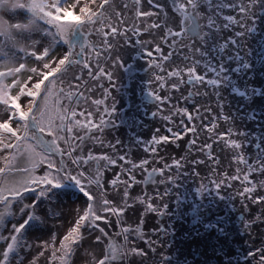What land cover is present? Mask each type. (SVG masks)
<instances>
[{"label": "snow or ice", "instance_id": "obj_1", "mask_svg": "<svg viewBox=\"0 0 264 264\" xmlns=\"http://www.w3.org/2000/svg\"><path fill=\"white\" fill-rule=\"evenodd\" d=\"M258 2L0 0V264H145L164 234L145 230L148 215H165L173 189L197 179L198 193L238 201L247 264H264V146L233 127L217 91L220 53L255 29ZM128 49L148 58L151 115L163 122L132 144L107 133ZM98 88L96 119L82 121L77 107Z\"/></svg>", "mask_w": 264, "mask_h": 264}, {"label": "bare ground", "instance_id": "obj_2", "mask_svg": "<svg viewBox=\"0 0 264 264\" xmlns=\"http://www.w3.org/2000/svg\"><path fill=\"white\" fill-rule=\"evenodd\" d=\"M263 10L264 12V0H259L257 4V9ZM260 11L257 10V17L255 23V29L253 33H249L246 37L242 40V46L238 45L241 49V60L236 61L235 57L232 58L234 61L233 64L229 61L227 62V58L222 60L224 67H225V74L228 77L226 81L222 84L228 85L227 87L220 86L217 91L219 92V99L224 105L225 112L231 117L232 121L239 122L241 127L235 129L240 131L239 129L242 128L240 132L245 134V138L249 141L256 143L255 141H260L264 138V85L262 83V87H258L261 82L264 80V24L261 19L264 18V13H259ZM261 18V19H260ZM260 19V20H257ZM263 24V25H262ZM255 36V37H253ZM232 48V47H231ZM228 48V52L231 49ZM223 52V51H222ZM220 53V55L222 54ZM225 53V52H224ZM227 53V52H226ZM257 59H261L258 61L254 59L256 62H261V67H254L252 69L251 62L254 61L253 57L255 54ZM223 57V56H221ZM252 60H251V59ZM148 58L145 57L144 59H140L137 57L136 52L132 49H128L123 53V63L125 65L124 70H117L116 71V81H117V88L112 90L113 100L115 102L119 101L118 107H115L114 120L117 122L114 133H108L110 137L118 138L124 144H132L136 138L143 137L145 140L150 139L151 133L153 132L151 128L158 127L156 125L157 122L160 124L161 121L157 118V121L153 119L151 113L154 110L152 106V101L150 97L147 95V81L149 80V72L146 69ZM254 61V62H255ZM242 63H247L250 67L243 68L241 67ZM95 64H93V67ZM234 69H239L235 71ZM111 70V69H110ZM251 70V71H250ZM166 75V72H165ZM244 75L247 76L245 78ZM260 79L258 80L257 77ZM256 78V79H255ZM263 79V80H261ZM100 83H103L106 87L108 85V81L106 78L102 79ZM249 89L247 91L246 89ZM170 88L166 87L164 90H160L162 95H171L174 97H181L180 92L172 93L167 90ZM103 90V89H102ZM102 90L97 89L92 93V97H103ZM245 93V95H240L239 93ZM183 95H187V89H182ZM87 94V93H86ZM91 100V99H90ZM90 100L87 103L82 102L81 106L77 107V111L83 112L84 115L79 117L82 121L85 120L87 113L89 112L86 108H90ZM175 100V99H174ZM176 102L172 104L182 107H188L190 110L192 108L191 104H184L182 101ZM204 102V101H202ZM111 103V100L108 101ZM87 104V107H86ZM85 105V107H83ZM92 105V104H91ZM81 109V110H80ZM121 109V110H120ZM165 114H167V110L165 109ZM242 116V118H241ZM177 120L180 119L179 116L176 117ZM86 122V121H85ZM233 123V122H232ZM163 126V122H161ZM140 155H146L140 150ZM150 191V190H149ZM135 192L138 194L141 192V187H137ZM141 207V206H138ZM142 210V207H141ZM169 211V210H168ZM229 215H231L229 213ZM139 218L130 221L133 225L139 224ZM138 221V222H137ZM157 222L159 220L156 219ZM237 221V220H236ZM240 221V220H239ZM237 221L233 224H241V222ZM175 226L177 229L181 230L182 233L185 234L190 231H194L195 229L187 228L186 226L179 222V219L175 220ZM157 226L154 229H159L158 226L160 224H156ZM146 228L148 227V221L144 225ZM240 226V225H239ZM144 227V228H145ZM158 231V230H157ZM187 231V232H186ZM158 233V232H157ZM183 236V238H184ZM195 239V238H194ZM193 241V240H192ZM184 242L185 243V250L191 248V243L188 239H184V241H180L177 243ZM169 243H165V246H160L164 250L167 248ZM178 250V249H177ZM184 250L180 252H183ZM158 254V253H157ZM179 258L180 256L177 255ZM152 255L149 256L145 260V264H152Z\"/></svg>", "mask_w": 264, "mask_h": 264}, {"label": "rangeland", "instance_id": "obj_3", "mask_svg": "<svg viewBox=\"0 0 264 264\" xmlns=\"http://www.w3.org/2000/svg\"><path fill=\"white\" fill-rule=\"evenodd\" d=\"M257 10L264 13L263 10L261 11V8ZM261 20L264 24V18ZM251 33H253V31ZM255 34L256 33H253L252 35ZM229 47L231 48V46ZM228 48L223 51L220 56L227 58V62L232 61L231 63L233 64L234 61L232 58L235 57L237 52L239 54L242 51L238 46L236 49L231 48L229 52ZM257 54L258 53L253 57V60L259 59L256 57ZM254 61L251 62L252 69L257 66L261 67V62ZM258 61H261V59ZM244 76L246 78L248 75ZM248 77L250 78V76ZM256 77L260 80L258 76ZM262 83L264 85V80L258 85V87H262ZM224 86L227 87L228 85L224 84L222 87ZM251 88L252 87L246 90L249 91ZM169 92H171V90H169ZM92 96L93 95L91 94V100L89 99L90 108H86V112L87 109L88 111H91L93 113V119L95 120L96 106L91 105V101L92 99H103L104 97ZM177 98L178 97H174L173 102L177 103ZM119 101L115 102L116 108L118 107ZM83 107H85V105ZM102 108L103 105L101 106V109ZM153 109L155 110L154 107ZM165 109L167 110V108ZM116 115L117 114H114V116ZM232 122L234 128L241 127L239 122ZM158 123L159 122L156 123L158 127H163L161 122L160 124ZM197 124H199V121H197ZM155 128L156 127L151 128L152 131ZM114 129L115 128H109L107 131L115 134ZM239 130L241 131L242 128ZM152 134L153 132L151 135ZM255 142L264 146V138ZM184 143L185 142H181L182 146ZM0 166H2V164H0ZM201 172L203 174L204 170L201 169ZM200 183L201 181L199 179L196 180L195 184L191 181H181L176 188L173 189L172 195L164 201L167 203L166 214L161 216H156L155 214L148 215V227L146 228L144 226L145 230L153 232H160V230H163L164 233L159 235L156 249L150 252L152 255V264H247L246 254L252 246L249 237L250 230L245 228V223L248 220L247 215L241 211L238 201L231 197L228 191H224L219 195L212 191L198 193L196 187H199ZM205 183H207V181H205ZM209 187H212V185H209ZM149 190L151 191V189ZM229 213L231 215H229ZM138 218L140 219V212H137L132 219L136 222V219ZM156 219L159 220V222H157ZM176 219H179V222H181L184 227L186 226L187 228L195 229V232L190 231L189 229V232L184 236L182 229L179 230L177 229V226H175L174 222ZM236 220H240V226L233 224L237 222ZM156 224L160 225L158 226L159 229L155 230L154 227L157 226ZM133 226H136V224ZM184 239H188L192 245L188 250H185L184 242L177 245L178 242L181 240L184 241ZM165 243H169L166 245L168 246L167 248H164V250L158 248L160 246H165ZM180 249L181 251H184L180 252ZM177 255L180 257L178 258Z\"/></svg>", "mask_w": 264, "mask_h": 264}]
</instances>
